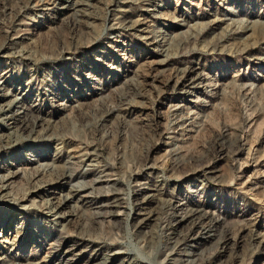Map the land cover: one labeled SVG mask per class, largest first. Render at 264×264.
Here are the masks:
<instances>
[{
  "label": "rangeland",
  "instance_id": "obj_1",
  "mask_svg": "<svg viewBox=\"0 0 264 264\" xmlns=\"http://www.w3.org/2000/svg\"><path fill=\"white\" fill-rule=\"evenodd\" d=\"M0 144V264H264V0H0Z\"/></svg>",
  "mask_w": 264,
  "mask_h": 264
},
{
  "label": "bare ground",
  "instance_id": "obj_2",
  "mask_svg": "<svg viewBox=\"0 0 264 264\" xmlns=\"http://www.w3.org/2000/svg\"><path fill=\"white\" fill-rule=\"evenodd\" d=\"M70 6H72V4H68L67 5V7H70ZM66 7V6H65ZM10 105V104H9ZM10 107H11V105L9 106V108H7V109H9L10 110ZM7 109H3L2 110V112H3V114H5V115H7L8 113H7ZM7 117H9L8 115L7 116H5V118H7ZM1 145V144H0ZM3 145V144H2ZM12 176V174H9V175H7V177H3L1 180H3L4 179V182L5 181H7L10 177ZM3 184V183H2ZM8 185V184H7ZM6 187V184L5 185H3L0 189H4ZM1 191V190H0ZM68 198V197H67ZM60 207V206H59ZM51 208H53V207H51ZM56 208H57V206H55L54 207V209L53 210H51V211H53V215H56V213H57V210H56ZM194 212H196V211H194ZM200 212V211H199ZM199 212H196L197 214H199ZM58 215V214H57ZM193 215V214H192ZM195 215V214H194ZM200 215V214H199ZM201 216V215H200ZM184 219L185 218H182V219H180L179 218V220H177L176 221V224L177 225H180L183 221H184ZM187 219V218H186ZM194 225V223H192V226ZM196 225V224H195ZM194 230V227L191 229V231H193ZM190 233V232H189Z\"/></svg>",
  "mask_w": 264,
  "mask_h": 264
}]
</instances>
